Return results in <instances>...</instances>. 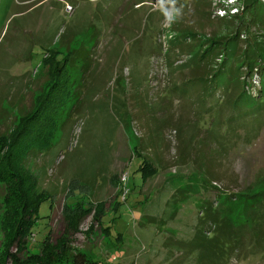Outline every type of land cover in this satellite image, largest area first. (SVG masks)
Segmentation results:
<instances>
[{"label":"rangeland","instance_id":"374dc122","mask_svg":"<svg viewBox=\"0 0 264 264\" xmlns=\"http://www.w3.org/2000/svg\"><path fill=\"white\" fill-rule=\"evenodd\" d=\"M251 4L0 0V164L9 155L26 171L0 182V264L40 254L45 238L52 247L74 238L96 264H264L250 241L224 263L190 246L200 228L197 202L264 178V97L244 95L236 105L242 82L251 84L253 75L234 74L228 91L199 80L210 79L223 61L199 60L210 41L237 42L228 45V57L252 43L264 59L263 16L255 18L256 9H246ZM71 50L81 62L84 50L92 54L78 113L54 147L26 151L15 137ZM26 185L46 202L34 235L21 241L18 195ZM203 185L210 195L195 194ZM188 187L195 195L171 203ZM151 217L165 224L148 223ZM92 226L93 245L86 237Z\"/></svg>","mask_w":264,"mask_h":264},{"label":"trees","instance_id":"16d2710c","mask_svg":"<svg viewBox=\"0 0 264 264\" xmlns=\"http://www.w3.org/2000/svg\"><path fill=\"white\" fill-rule=\"evenodd\" d=\"M251 8L256 9L259 13L254 15L255 18L263 16L260 23L264 25V0H252L251 6H247L246 9ZM234 39L237 40L238 36ZM231 40H229V43L227 41L223 47H221L223 44L218 41H210L208 46L201 51L200 61H208L214 59L215 56L222 57L223 61L220 68L211 75V80H199H205L209 83L214 92L220 90V87L228 91L231 84L235 82L234 74L239 73V79H241L240 74L245 73L247 78L253 75L254 81L251 84L246 79L242 82L244 90L237 98L236 105L244 95L260 102L264 97V59L254 49L251 50L253 48L251 47L252 43L251 45L247 44L244 50L239 51V55L232 54L228 57V45L237 44L233 39ZM83 53L87 54V61L81 62L80 57L79 60L75 59V51L71 50L67 58L58 62L59 66L56 68L57 79L51 91L44 96L39 107L22 122L14 141H17L20 145L27 144L26 151L43 154L54 147L59 132L65 129V126L77 115L84 91V78L91 68L92 58L90 50H84ZM80 68H82V71L77 74L76 72ZM243 70L244 73H242ZM245 87H247V91ZM9 157L8 155L7 158H4L5 162L0 164V182L3 184H9L12 176L19 178L21 172H26L25 169L14 166ZM142 165L140 173L141 177H144L145 161ZM14 183L20 189V179ZM257 185L259 187L250 185L245 190L235 194L219 191L217 195L212 194L213 198L209 201L197 202L201 211L199 216L200 228L195 239L190 242V246L198 248L199 252L207 257L206 259L209 258L211 263H224L233 256H239L241 247L245 246L247 241L251 242L257 250L256 253L264 256V178ZM26 186L28 189L24 190V187H22L18 195V203L21 209L18 211L19 222L16 237L21 241L34 235L38 226L37 221L41 207L46 202L44 194L34 195L32 186ZM208 187V185H203L195 194L201 195L202 192H206L207 195H210L211 190L209 191ZM212 189L215 188L212 187ZM193 194L194 191L189 187L179 189L172 196L171 203L177 206L184 204ZM149 220L148 223L153 225L165 224L163 220L154 217ZM107 232L109 230L104 229L101 225L99 235L106 238ZM94 234L96 233L94 232V226H92L86 233L91 245H93L91 237ZM73 239H62L59 244L52 247L45 238L40 254L27 255L25 259H18L13 263L96 264L83 248L75 246ZM248 257H253V253L248 254Z\"/></svg>","mask_w":264,"mask_h":264},{"label":"built area","instance_id":"2783aa9c","mask_svg":"<svg viewBox=\"0 0 264 264\" xmlns=\"http://www.w3.org/2000/svg\"><path fill=\"white\" fill-rule=\"evenodd\" d=\"M218 14H219V16L224 17V16L226 15V11L219 10V11H218Z\"/></svg>","mask_w":264,"mask_h":264},{"label":"clouds","instance_id":"9594fccd","mask_svg":"<svg viewBox=\"0 0 264 264\" xmlns=\"http://www.w3.org/2000/svg\"><path fill=\"white\" fill-rule=\"evenodd\" d=\"M177 11H179V10H177Z\"/></svg>","mask_w":264,"mask_h":264}]
</instances>
